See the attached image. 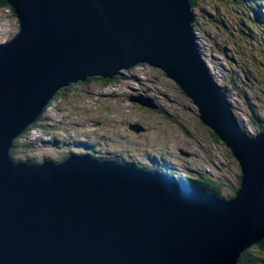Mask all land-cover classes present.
<instances>
[{
	"label": "water",
	"instance_id": "1",
	"mask_svg": "<svg viewBox=\"0 0 264 264\" xmlns=\"http://www.w3.org/2000/svg\"><path fill=\"white\" fill-rule=\"evenodd\" d=\"M5 1L19 28L0 43V264H236L264 238V131L250 136L240 127L211 75L196 5ZM139 64L174 82L201 126L230 150L241 172L233 196H206L161 174L88 156L13 160V141L60 90ZM130 101L156 107L142 95Z\"/></svg>",
	"mask_w": 264,
	"mask_h": 264
},
{
	"label": "rangeland",
	"instance_id": "2",
	"mask_svg": "<svg viewBox=\"0 0 264 264\" xmlns=\"http://www.w3.org/2000/svg\"><path fill=\"white\" fill-rule=\"evenodd\" d=\"M228 4L222 0H206L203 4L204 14L207 13L204 15V23H208L210 14L217 15L219 11L231 23H239L243 13L239 11L237 17L236 10ZM218 5L220 7L215 9ZM260 9L264 10V4ZM250 16L256 19L255 16ZM17 31V19L9 9L0 8V43L7 41ZM209 31L215 38L218 36L214 30ZM251 33L253 36L250 37L254 42L264 38L261 34L264 29L255 28ZM220 35L236 40L240 47L236 48L238 51L231 48L222 52L213 44L215 38L211 41L210 35L204 37L200 33L199 42L206 63L218 84L227 89L225 92L237 120L242 122L241 127L245 132L255 135L259 129L252 121L253 115L262 121L264 127V60H261L258 49L238 36L236 31L233 34L229 29ZM218 42L223 44L221 38ZM261 43L264 44V40ZM227 57L233 60L228 61ZM234 60L236 64L232 63ZM241 66H246L248 72L243 73ZM121 72L114 84L79 82L61 90L62 98L51 103L38 122L44 123L43 126L46 127L36 126L21 139L22 143H33L34 140L36 144L33 148L19 151V155L42 159L43 154H47L59 158L71 149L65 148V143L47 148L40 139L43 135L49 138L57 135L63 140L80 137L81 141L99 138L100 151L127 152L126 157H135L137 164H140L147 153L163 152L171 156L183 171L189 165L202 169L209 176L223 182L225 190L227 187H238V162L222 142L212 138V132L208 128L201 126L197 120L196 108L180 93L174 82L158 69L146 64ZM256 75L262 81L258 86L253 85L258 79ZM132 95L150 97L154 99L156 107L149 109L131 102ZM135 124L142 127L141 132L136 133L130 129V125ZM182 125L188 133L182 129ZM180 151L187 152L188 155L181 156Z\"/></svg>",
	"mask_w": 264,
	"mask_h": 264
},
{
	"label": "trees",
	"instance_id": "3",
	"mask_svg": "<svg viewBox=\"0 0 264 264\" xmlns=\"http://www.w3.org/2000/svg\"><path fill=\"white\" fill-rule=\"evenodd\" d=\"M190 1H191L192 5L193 6L196 5L197 9L200 11L198 18L196 19V22H195V27L200 31V33L204 37L210 35L209 39H211V41L215 37L212 36V34L210 33L209 30H214V32H216L218 34V36L213 41V44L217 45V49H219L222 52H226L231 48L232 49L234 48L235 50H237L236 48L240 47V46H238L239 42H237L236 40H230L229 38H226L225 36L220 35L223 31L230 29L233 32V34H234V31H236V34L238 36L242 37L243 39L248 40L251 44H253L258 49V52L261 55V60H264V44L261 43L264 40V38H263V40L257 39L258 42H254L250 37V36H253V34L251 32L255 28H258L260 30L264 29V21H263L264 10L260 9V5H259L260 2H264V0H255L254 2H252V0H222L225 3H229L231 5V7L233 8V10L234 9L236 10L237 17L239 16L238 15L239 11H241L243 13V17H241L239 23H238V21H237V23H231L228 20V18H226V16H224V14L221 11H219V12H217L218 13L217 15H214V14L209 15V17L207 19V22H208L207 24L204 23L205 22L204 15L207 13L204 14L205 11L203 12L200 8V7L204 8L203 4L206 2V0H190ZM219 7L220 6L218 5L215 9H217ZM0 8L9 9L12 16H14L16 18L15 14L13 13V10L9 7V5L7 4V2L5 0H0ZM215 9H213V10H215ZM250 15L255 16L256 19L251 18ZM249 24H251L253 27L255 26V28L249 27ZM261 34L264 36V33H261ZM219 38H221L223 40L222 45L218 42ZM233 57H235V56H233ZM227 60L230 61L233 59H231L230 57H227ZM232 63L236 64V61L234 60ZM243 66H241L240 70L243 73H247L248 68H246V66L245 67H243ZM249 69L251 71L252 68L250 67ZM117 77H115L114 79H104V78H100V77H91V78H88L87 80H85L84 82H81V83L91 84V82H93V83L94 82L95 83L100 82V84H114ZM256 77H257V75H256ZM258 80H259V82H258ZM261 83H262V81H260V79L258 78L255 81V84H253V85L258 86ZM60 91L57 93V95L54 97V99L49 103L47 108L50 106L51 103L55 102V100H57V99L60 100L62 98ZM179 91L184 96V94L181 92V90H179ZM44 111L42 112L40 117L23 132V134H21L19 137H17L13 141V147H12L10 153H11V156L15 162L38 163L39 164V163H42V160L43 161H49L51 159H54V158H50V155L48 156L47 154L44 157V159H42V160L37 159L34 156H28V158L27 157L24 158V156L19 155V151H23L26 148H33V146L36 144V143H34V140H33V143H32V141L22 143L21 139L30 130H32L36 126H38L40 128L46 127V126H43L44 123L38 124L39 120L42 119V115L44 114ZM159 112H160V110H159ZM253 117H254L253 119H255V120L252 119V121L254 122L255 125L258 126V129L261 131L264 130V127L262 126V121H260L257 116L253 115ZM46 119H47V117H46ZM181 127L184 131L187 132V130L185 129V127L183 125ZM211 136L214 140H218V138L213 133ZM39 141H41V140H39ZM88 141L90 143L87 142L86 139H85V141L79 140L78 142L77 141L76 142H74V141L68 142V140H63L62 138H53L52 140H49L48 142H44L43 145L51 146L54 144L56 145V144L65 143V148H66V145L69 146V148L75 147L76 145L77 146L80 145L85 150H91L93 147H95V141H97V140L89 139ZM88 145L91 148L87 147ZM83 148H81V149H83ZM126 154H127V152L126 153L119 152V155L112 153V154H110L108 159L112 160V161H116V162L124 159L126 162L123 160L124 161L123 163L132 165L134 168L158 173L161 175L167 174L163 170V169H166L165 167H167L168 169H170L172 171L174 170L173 171L174 174H172L173 176L167 175L168 179L172 183H177L178 185H181L182 187H184V188H186L192 192L201 193L204 195H214V196L221 198V199L222 198H229V197L233 196L235 194V190L237 189V186H236L234 188L233 187H227L225 190L223 187V184H224L223 182H221L217 178H213V177L209 176L202 169L189 167V165H188L189 163H187L189 169H192L191 170L192 172H193V169H195L194 172L197 175L187 177L184 174L182 176L178 171L179 168L177 170V166L173 162V160H171V158H169L163 152H161V153L153 152L152 154H149L148 156L150 157V160L152 161L151 164H149V165L137 164V163H134V161H128L127 159H125ZM70 155H76V154L74 152L68 151L62 157H59V158L51 160V161H56V162L63 161L64 159H66L67 156H70ZM172 171H170V172H172ZM175 174H177V175H175ZM240 175H241V172L239 175H237V182L240 181ZM227 192L230 194H227ZM236 264H264V238L262 240H260L259 242H257L256 244L252 245L251 247L247 248L245 251H243L240 254Z\"/></svg>",
	"mask_w": 264,
	"mask_h": 264
},
{
	"label": "clouds",
	"instance_id": "4",
	"mask_svg": "<svg viewBox=\"0 0 264 264\" xmlns=\"http://www.w3.org/2000/svg\"><path fill=\"white\" fill-rule=\"evenodd\" d=\"M255 0H252V2H254ZM259 3V2H258ZM228 5H230V4H228ZM260 6L262 5V2H260V4H259ZM231 6V5H230ZM201 8V10L204 12L205 10V8H203V7H200ZM196 10L195 11H198V13L197 12H195L196 13V17L198 18V15H199V13H200V11L197 9V6H196V8H195ZM263 21H264V19H263ZM249 27H251V28H253V26L251 25V24H249ZM199 35H200V33H199ZM200 37L198 36V39H199ZM200 40V39H199ZM200 43V42H199ZM200 46H201V44H200ZM201 49H202V46H201ZM203 51V50H202ZM203 55H204V53H203ZM203 60L205 61V62H207L206 61V59H205V55H204V58H203ZM207 64V63H206ZM149 66V65H148ZM208 66V65H207ZM210 70V69H209ZM210 72H211V70H210ZM101 78V77H100ZM105 79V78H104ZM114 79V78H113ZM215 79V78H214ZM217 82V81H216ZM218 83V82H217ZM222 88H224V87H222ZM224 90L225 91H227V89L226 88H224ZM227 93V92H226ZM133 96V95H132ZM153 101H154V99H153ZM155 103V102H154ZM231 103V102H230ZM140 105V104H139ZM232 105V104H231ZM142 106V105H141ZM144 107V106H143ZM147 108V107H146ZM150 109V108H149ZM231 110L233 111V108L231 107ZM234 114V113H233ZM236 117V116H235ZM236 119H237V117H236ZM238 121V120H237ZM238 123L239 124H241L239 121H238ZM131 126V125H130ZM243 129V128H242ZM244 130V129H243ZM133 131V130H132ZM245 131V130H244ZM262 131H264V130H262ZM135 132V131H134ZM258 132H261V130H258ZM257 132V133H258ZM136 133H139V132H136ZM247 133V132H246ZM247 134H249V133H247ZM250 136H253V135H251V134H249ZM256 135V134H255ZM53 138H58V136L56 135V137L55 136H53V137H51V138H49L47 135H43L42 136V138L40 137V139L41 140H43L42 142L44 143V141H49V140H52ZM70 141H74V142H78L79 141V138H76V139H73V140H68V142H70ZM87 142H89V141H87ZM90 143V142H89ZM55 145V144H54ZM53 145V146H54ZM101 146V142H100V140H97V141H95V147H93L91 150H85L82 146H75V147H72L69 151H73L76 155H73V156H76V157H82V156H88V157H90V158H93V159H98V160H101V161H112V160H109L108 158H109V156H110V154H116V152H111V150H107V151H100V150H98V147H100ZM45 147H47V148H49L50 146H48V145H45ZM66 147H69V146H66ZM87 147H90L89 145L87 146ZM81 148H83V149H81ZM91 148V147H90ZM11 151V150H10ZM90 151V152H89ZM159 153H161V152H159ZM180 153L182 154H180L181 156H184L185 154H187L188 155V153L186 152H183V151H180ZM183 153H185V154H183ZM107 154V155H106ZM150 154H152V153H150ZM106 155V157H104ZM149 154L147 153L146 154V157H144L142 160H140V164H147V165H149V164H151V160H150V157L148 156ZM169 158H172L171 156H169L168 154H166ZM46 155L45 154H43V158L42 159H44V157H45ZM71 156V155H70ZM70 156H67L66 157V159L67 158H69ZM181 156H179V157H181ZM184 157H186V156H184ZM50 158H53V157H51L50 156ZM41 159V160H42ZM54 159H57V157H55ZM54 159H51V160H54ZM123 159V158H122ZM125 159H127L128 161H134V163H137V160L136 159H134V157H126ZM51 160H49V161H43L42 160V163L43 162H56V161H51ZM65 160V159H64ZM124 160V159H123ZM123 160H121V161H118L117 163H120V164H123V165H129V164H125V163H123L124 161ZM171 160H173V159H171ZM58 162H61V161H58ZM116 162V161H115ZM126 162V161H125ZM173 162H174V160H173ZM42 163H39V164H42ZM30 164H33V165H36V164H38V163H30ZM176 164V166H177V170H178V168H179V173L183 176L184 174H185V176H186V173H184V171L182 170L181 171V168L177 165V163H175ZM130 166H132V165H130ZM133 167V166H132ZM166 169H163L164 170V172L165 173H167V174H164L167 178H168V176L167 175H170V176H173L172 174H174L173 173V171L172 170H170V169H168L167 167H165ZM135 169H137V168H135ZM140 170H142V169H140ZM172 171V172H170V171ZM185 170L186 171H190L189 172V174H192V173H194V174H192L193 176H196L197 174L194 172V170L195 169H193V172L191 171L192 169H189V167L187 166V167H185ZM145 171V170H144ZM164 175H162V176H164ZM177 184V183H176ZM186 189V188H185ZM206 196H208V195H206Z\"/></svg>",
	"mask_w": 264,
	"mask_h": 264
},
{
	"label": "bare ground",
	"instance_id": "5",
	"mask_svg": "<svg viewBox=\"0 0 264 264\" xmlns=\"http://www.w3.org/2000/svg\"><path fill=\"white\" fill-rule=\"evenodd\" d=\"M211 73V72H210ZM211 75L213 76V74L211 73ZM214 77V76H213ZM231 107H232V105H231ZM232 113H234L233 111H232ZM234 116H235V114H234ZM241 124H242V122H240ZM241 124H240V127H241ZM242 128V127H241ZM184 156H187V154H185ZM115 162V161H114ZM175 175H177V174H175ZM174 175V176H175Z\"/></svg>",
	"mask_w": 264,
	"mask_h": 264
}]
</instances>
